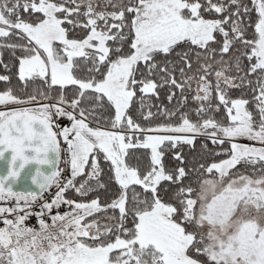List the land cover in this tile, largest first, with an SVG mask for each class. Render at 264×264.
<instances>
[{"label": "snow or ice", "instance_id": "1", "mask_svg": "<svg viewBox=\"0 0 264 264\" xmlns=\"http://www.w3.org/2000/svg\"><path fill=\"white\" fill-rule=\"evenodd\" d=\"M249 2L0 0L18 81L0 59V264H264V0ZM162 89L172 108L152 103Z\"/></svg>", "mask_w": 264, "mask_h": 264}, {"label": "trees", "instance_id": "2", "mask_svg": "<svg viewBox=\"0 0 264 264\" xmlns=\"http://www.w3.org/2000/svg\"><path fill=\"white\" fill-rule=\"evenodd\" d=\"M245 3H248V4H249V7H251V4H250L249 0H245ZM251 18H252L253 21L255 20L256 16H255V13H254V12L251 14ZM251 31H252V30L249 29V32H248V35H249V36H251ZM18 54H19V53H18ZM0 59H2V61H3L4 64H8V65H9V67H10V72H8L7 74H9V75L12 76V85H13V86H17V85H18V81H17V79H16V75H15V73H16V69H15V67H12V65H13V59H12L11 53H10L9 51H7V50H4V51L2 52V56H0ZM245 64H247V61H245ZM3 72H4V68H3L2 65H0V73H3ZM3 87H4V85H3V84H0V88H3ZM17 94H20L19 91H17ZM242 94L244 95V98H248V99L251 98L250 90H247V89L244 90L243 93L241 92V90H234V91H232V93H231V95H232L233 98L240 97ZM138 95H139V94H138ZM152 103H153L154 105H162V106H167V107H169V108H172L173 105L175 104V101H173V104H171V105L168 104V101H167V98H166V90L162 89V90H160V99L157 100L155 97H153V98H152ZM189 106H190V107H194V105H192V103H191V99H189ZM250 107H251V106H250ZM146 110H147V109H145V111H146ZM186 110H187V109H186ZM152 111H153V113H156L157 108H156V107H153V108H152ZM132 112H133L134 117L137 118L138 121H139L141 124H143L144 126H148V123H149V122H145V121H143L142 119L139 118V104H136V105L134 106V108L132 109ZM222 115H223L222 112H221L220 114H218V115H217V119H220V118L222 117ZM164 122H165V120H164L163 117H161V116H156V117H155L150 123H151L152 125H155V124H158V123H164ZM173 122H176V121H173ZM200 143H201V141L198 140V141H197V151H199ZM209 146L211 147V145H209ZM140 151H142V150H140ZM187 151H188L187 148H185V153H187ZM137 154L139 155V152H138ZM191 158H192V157L189 156V159H191ZM168 159H170V157H169ZM101 167H102V168L104 169V171H105L104 181H105V182H108V176H107L108 166H107V164H106L103 160H101ZM99 195H100L102 201L105 200V199L110 198V192H109V193H105V192L101 191V192L99 193ZM68 196H69L70 198H73V199H76V200H80V199H81L80 197L75 196L73 192H69V193H68ZM90 198H92V197H89V199H90Z\"/></svg>", "mask_w": 264, "mask_h": 264}, {"label": "built area", "instance_id": "3", "mask_svg": "<svg viewBox=\"0 0 264 264\" xmlns=\"http://www.w3.org/2000/svg\"><path fill=\"white\" fill-rule=\"evenodd\" d=\"M62 122H67V121H66V120H62L61 123H62ZM61 167H64L63 160H62ZM64 175L67 176L68 173L65 172ZM54 192H55V188L52 189V193H53V194H54ZM51 198H52L51 195H49V194H47V193L45 194V199L50 200ZM54 211H55V210H54ZM59 211H60V212L65 211V207H61V208L59 209ZM34 222H35L34 217L30 218L29 221H28L29 226H31Z\"/></svg>", "mask_w": 264, "mask_h": 264}, {"label": "rangeland", "instance_id": "4", "mask_svg": "<svg viewBox=\"0 0 264 264\" xmlns=\"http://www.w3.org/2000/svg\"><path fill=\"white\" fill-rule=\"evenodd\" d=\"M63 124V123H62ZM64 124H66V123H64ZM243 143H248L247 141H242ZM64 212V211H63ZM34 220H35V222L31 225V226H33V225H36V219H35V217H34Z\"/></svg>", "mask_w": 264, "mask_h": 264}]
</instances>
